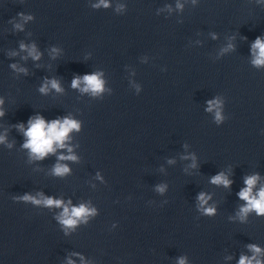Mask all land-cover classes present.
I'll use <instances>...</instances> for the list:
<instances>
[{
  "label": "water",
  "instance_id": "water-1",
  "mask_svg": "<svg viewBox=\"0 0 264 264\" xmlns=\"http://www.w3.org/2000/svg\"><path fill=\"white\" fill-rule=\"evenodd\" d=\"M257 38L264 0H0V88L24 132L78 122L40 159L113 264L264 262V214L239 195L264 188Z\"/></svg>",
  "mask_w": 264,
  "mask_h": 264
},
{
  "label": "clouds",
  "instance_id": "clouds-1",
  "mask_svg": "<svg viewBox=\"0 0 264 264\" xmlns=\"http://www.w3.org/2000/svg\"><path fill=\"white\" fill-rule=\"evenodd\" d=\"M103 3L104 0H101ZM24 47V45H22ZM259 49V53L257 56V59L255 60L256 64L264 63V40H261L260 38H257L253 45V50ZM35 56V58H39L38 54L35 51V46H33L32 52ZM84 82V88L83 91H89L91 90L93 93L102 91L103 89V83L98 78L97 74L92 75H85L83 78ZM81 83V78L77 77L73 80L72 86L78 87ZM51 86L53 88H56L58 91L60 90V85L56 80L51 81ZM47 86L41 89V91H46ZM212 102H210V105ZM3 113L0 112V115ZM217 118L219 119V113H217ZM79 124L73 119L65 118L63 121L57 119L53 120L50 123H47L43 117H37L33 121H30V127L25 132V135L28 137L27 142L25 143L24 147L29 148L31 152L37 157V158H43L50 152L55 151V147H64L65 146V140H67L68 134L73 129H78ZM4 138L0 137V141H2ZM61 159H75V157H60ZM68 169L66 166L57 165L55 168V173L57 175L64 174L67 172ZM258 180V176H251L248 177L246 180L247 188L243 189L239 195L241 199L246 200L248 203L245 207L241 208V214L246 215L250 210H256L257 214H264V188H262L257 194L253 195L252 190L253 186L256 184ZM213 183H223L225 186L230 184L231 182L223 175H217L213 177L212 180ZM27 198V197H26ZM202 202H206L204 195L201 194L200 197ZM39 203V201H37ZM47 205H56L60 206L63 202L60 200H53L51 198L46 199L44 201ZM91 211L86 206L81 205L79 207H72L69 209L68 206H64V212L62 214V221L65 225L72 226L76 223V218H80ZM207 212L211 213L214 210L213 209H206ZM253 248V250L256 253H259L261 251L260 248H258L255 245L250 246ZM255 260V264H264V262H261L260 260H257L256 257L248 258L246 256L241 257L240 264H253V261ZM180 264H184V261L181 260Z\"/></svg>",
  "mask_w": 264,
  "mask_h": 264
}]
</instances>
